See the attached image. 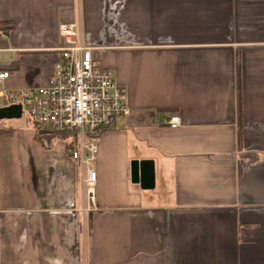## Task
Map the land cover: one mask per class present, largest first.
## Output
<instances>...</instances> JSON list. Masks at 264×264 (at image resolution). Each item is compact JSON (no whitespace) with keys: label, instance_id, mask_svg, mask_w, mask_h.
Instances as JSON below:
<instances>
[{"label":"crops","instance_id":"crops-1","mask_svg":"<svg viewBox=\"0 0 264 264\" xmlns=\"http://www.w3.org/2000/svg\"><path fill=\"white\" fill-rule=\"evenodd\" d=\"M66 23L131 112L100 134L92 201L74 132L5 122L0 264H264V0H0V88L47 85Z\"/></svg>","mask_w":264,"mask_h":264},{"label":"built area","instance_id":"built-area-1","mask_svg":"<svg viewBox=\"0 0 264 264\" xmlns=\"http://www.w3.org/2000/svg\"><path fill=\"white\" fill-rule=\"evenodd\" d=\"M6 34L0 28V36ZM64 45L45 86L7 90L0 88V107L21 104L23 116L53 130L74 132L76 140L67 150L82 171V182L89 201L94 199L97 174L95 162L100 134L120 118L130 114L126 88L115 71L103 65L94 49L79 40L75 23L60 26ZM0 71V80L9 76ZM165 122L172 128L181 124L179 114Z\"/></svg>","mask_w":264,"mask_h":264},{"label":"water","instance_id":"water-1","mask_svg":"<svg viewBox=\"0 0 264 264\" xmlns=\"http://www.w3.org/2000/svg\"><path fill=\"white\" fill-rule=\"evenodd\" d=\"M23 117L21 104H11L0 107V120L20 119ZM144 163L138 159L132 160L131 175L133 182L141 181L142 185L149 188L153 184V175L148 170H145Z\"/></svg>","mask_w":264,"mask_h":264},{"label":"trees","instance_id":"trees-1","mask_svg":"<svg viewBox=\"0 0 264 264\" xmlns=\"http://www.w3.org/2000/svg\"><path fill=\"white\" fill-rule=\"evenodd\" d=\"M4 28L6 31L9 29V27H2ZM3 121H7V120H0V122ZM14 130V128L10 127V128H4L3 125L0 126V135H4V134H10L12 131Z\"/></svg>","mask_w":264,"mask_h":264},{"label":"rangeland","instance_id":"rangeland-1","mask_svg":"<svg viewBox=\"0 0 264 264\" xmlns=\"http://www.w3.org/2000/svg\"><path fill=\"white\" fill-rule=\"evenodd\" d=\"M24 120H25V117L23 116V117L20 118V119H11L10 121H12V122L20 121V122H21V121H24ZM5 122H6V121H3V122L1 121V122H0V126H1V125H4Z\"/></svg>","mask_w":264,"mask_h":264}]
</instances>
